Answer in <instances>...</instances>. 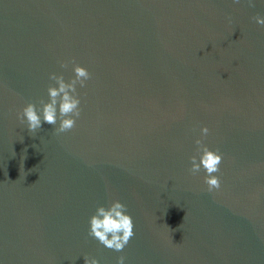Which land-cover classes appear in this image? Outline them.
<instances>
[{
	"label": "water",
	"instance_id": "95a60500",
	"mask_svg": "<svg viewBox=\"0 0 264 264\" xmlns=\"http://www.w3.org/2000/svg\"><path fill=\"white\" fill-rule=\"evenodd\" d=\"M0 0V264H264V0ZM91 73L81 116L18 113ZM68 67L62 68L61 63ZM209 134L204 137L202 129ZM220 150L219 190L190 172ZM119 200L122 252L88 235Z\"/></svg>",
	"mask_w": 264,
	"mask_h": 264
},
{
	"label": "clouds",
	"instance_id": "9594fccd",
	"mask_svg": "<svg viewBox=\"0 0 264 264\" xmlns=\"http://www.w3.org/2000/svg\"><path fill=\"white\" fill-rule=\"evenodd\" d=\"M240 3V0H234ZM250 7H255L254 0H248ZM257 23L264 26V18L259 15L253 17ZM74 66V78L66 82L63 75L53 73L50 79L55 81L56 86L48 88L49 101L41 100L40 108L35 103H28L26 107L18 113L21 124L27 123L28 131L35 133L42 129L43 125L49 124L59 127L55 129L57 134L68 132L76 126L77 119L81 116V99L77 91V85L86 87V82L91 79V73L76 63ZM62 68H67L68 63L62 62ZM202 134L206 137L209 129L204 127ZM197 145L198 156L191 157L192 167L190 172L195 175L203 169L206 172L204 182L208 186V191L219 190L221 180L216 175L220 171V165L223 162V156L220 150H211L204 144L203 139L195 141ZM128 212L127 206L119 200L113 201L109 206H99L96 213L90 218V230L88 235L95 238L110 250L122 252L128 245L134 233V222ZM126 257L120 256L117 264H125ZM84 264H99V260L91 257H84Z\"/></svg>",
	"mask_w": 264,
	"mask_h": 264
}]
</instances>
